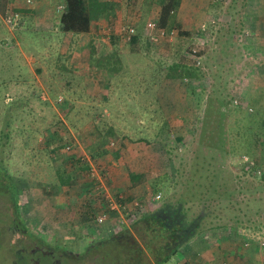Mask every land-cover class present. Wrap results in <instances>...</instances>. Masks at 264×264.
<instances>
[{
    "label": "rangeland",
    "instance_id": "obj_1",
    "mask_svg": "<svg viewBox=\"0 0 264 264\" xmlns=\"http://www.w3.org/2000/svg\"><path fill=\"white\" fill-rule=\"evenodd\" d=\"M110 1L115 3L111 23L95 22L81 34L62 32L64 0H15L7 12L5 5L0 9V168L12 176L25 225L51 244L83 253L89 242L111 234L108 227L96 229L86 209L90 192L99 197L98 185L114 199L133 195L147 203L157 194L151 182L160 173L178 171L180 184L170 200L180 199L178 210H189L186 219L202 221L197 237L167 264H264V249L255 242L245 247L241 234L264 226V179H254L241 166L244 156L264 164L255 151L256 134L264 133V62L246 40L255 37L246 27L252 8H263L264 0H183L168 35L161 37L151 24L163 0ZM11 17L16 18L12 24ZM131 27L139 37L134 45L124 32ZM90 46L98 51L88 61ZM102 57L119 67L116 74L99 69L96 59ZM177 64L190 67L197 78H169ZM247 64H256L257 71L239 76ZM15 84L24 87L15 90ZM236 99L240 106L223 110ZM94 107L102 109L96 120L107 140L85 146L80 134L90 136L94 121L88 111ZM22 119L32 123L35 134L25 128L19 136ZM78 152L94 153L89 165L100 180L86 172ZM129 170L145 175V182L130 188ZM173 192H159L158 202ZM51 194H61L66 203L55 209L56 227L44 221V213L55 207L46 197ZM0 209V264L25 263L26 257L13 262L19 243L13 234L19 228L11 222L14 213L5 198ZM114 218L110 213L113 227ZM29 243H23L25 254L38 253L45 262L28 255L30 264H49L47 254ZM52 262L70 264L59 256Z\"/></svg>",
    "mask_w": 264,
    "mask_h": 264
},
{
    "label": "trees",
    "instance_id": "obj_2",
    "mask_svg": "<svg viewBox=\"0 0 264 264\" xmlns=\"http://www.w3.org/2000/svg\"><path fill=\"white\" fill-rule=\"evenodd\" d=\"M13 1L15 0H6L5 4L0 3V9L5 5L4 7L7 12L9 4H11ZM64 1L66 5L64 6L65 8L59 20L60 27L63 33H88L95 22H102L103 20H105L106 22L111 23L112 16L115 14V3H112L110 0ZM182 3L183 0H163L159 17L154 21V23L157 25V28L166 30L169 29L168 27L173 21L174 14L181 8ZM138 39V36H133L131 44L134 45ZM89 48H87L89 49V51H87L88 61L92 60L93 56L96 55V52L98 51L94 46H90ZM198 55L201 56V54ZM105 59L106 57L96 59L99 69H103L109 74H116L119 70V67L115 66L114 64L111 65L112 62H108ZM113 62L116 61L114 60ZM167 76L169 78H185L189 82H191L194 78H197L196 74L190 70V67H187L183 64H177L175 65V67L170 68V72ZM68 89L71 88L69 87ZM230 105H232L233 107H237L233 105L232 101L231 104L230 102H228L223 110H226L227 108L229 109ZM73 107L74 106L72 105L71 108ZM64 113L67 116V111H64ZM88 113L89 115H91V119L94 121V128L91 131L89 137L86 133L80 134V141L85 146L92 145L98 141H101L103 138L104 140H107L105 132L100 129V126L98 125L96 120V117L101 115L102 109L94 107L89 109ZM165 128L166 125L163 126V129ZM52 131L54 133L57 132V130ZM108 133H110V136L113 138L115 133L114 129L111 127L110 129H108ZM139 141H145L147 144L151 143H148L149 141L146 138H140ZM70 143L73 145L72 140ZM71 144L69 146H71ZM255 146V151L258 152L259 159L264 161V133L260 135L256 134ZM72 147L73 146H71V149ZM50 153L55 156L58 152ZM93 157L94 156L91 157V160L94 159ZM78 160L84 161L85 170H87L86 172H90L89 162L85 161L87 160L86 156L83 155L82 157H79ZM256 160L260 161L258 159ZM262 165L264 166L263 163ZM245 172L246 171H244V173ZM250 173L254 179L258 178L254 176L252 172ZM178 174V171L176 172V174L175 172L172 173V175L160 173V175H158L159 177L151 182L153 191L157 193L153 198L160 195L159 192L161 193L164 190H166L167 192L170 189H174L171 197L167 198L166 201H163L162 204L158 202L161 198L159 200L153 199L152 201L147 202L148 204L143 200V202L139 203V205H143V207L145 206L146 211L148 210V207H152L151 210L146 212L141 209L142 214H139L140 207H134V214L139 215V218L136 219V221H133L130 226H122L121 223L118 224L117 222L115 226H122L119 231H115L114 233H111L110 235L105 236L99 240H92L86 245L87 248L82 253L78 252V250L74 251L67 247L62 248L61 246L63 245L61 244H51L46 239H42L41 236L33 234L31 230L27 228V226L25 225L26 222L22 219L20 213L21 200L19 197V193L17 192L16 188L12 186V176L7 171V169L0 168V200L1 198H5L8 201L10 209L14 213L13 218H11V222L19 228L18 230L16 229L18 233L13 234V236L16 237V241H19L18 245H14L13 247L17 250V252L14 254L13 262H20V258L23 259V257H26L27 259H24L25 263H20L30 264L31 262H29L28 260V255L31 258H35V255L38 254H25L24 249L28 247H26L23 243L28 239V241L30 242L29 247H32V245L35 244V246L40 249L41 253L47 254L44 256L49 259L47 260L49 264H54L52 261L54 260L55 256L64 258L66 261L70 262V264H167L177 255L184 243L190 241L191 238L194 239L197 237L200 223L202 221V218L200 217L196 220L186 219V215H188L189 210L186 208L178 210L180 206L179 204L181 202L180 199L177 200L175 204H173L172 201L176 198L177 194V191L175 189L177 188V185L180 184ZM148 178H150L149 175ZM128 179L130 182V188H135L139 185H142L145 182L144 180L146 178L143 174H139L132 170H129ZM67 183H69V179L63 181L60 180L58 186H64ZM168 183H170V185H167ZM89 195H91V192L89 193ZM135 198L136 197L133 195L130 197L125 196L123 203L126 205L134 203L136 201ZM89 199V202L86 203V209L88 211L90 219L94 220L96 219V212L105 207V203L102 197L95 198L94 194ZM0 210L2 211L3 209ZM93 222L96 225V228H104L98 226L95 223V220ZM3 224L4 221H1L0 219V230ZM108 227H110V223L108 224ZM9 238H11V236ZM9 244L10 243L8 242L7 245ZM36 256H38L37 259H39V263H45L41 261V259L43 258L42 255L41 258L39 257V255Z\"/></svg>",
    "mask_w": 264,
    "mask_h": 264
},
{
    "label": "built area",
    "instance_id": "obj_3",
    "mask_svg": "<svg viewBox=\"0 0 264 264\" xmlns=\"http://www.w3.org/2000/svg\"><path fill=\"white\" fill-rule=\"evenodd\" d=\"M15 21H16V18L11 17L8 20V23L12 24ZM151 27H152L153 31H156V33H157L156 36H158V37L168 35V31L166 29L157 28V25L154 22H152ZM204 31H205V28H204ZM124 32L126 35H128V37H132L135 35L136 29L134 27L125 28ZM171 34H173V32H171ZM151 39L153 41H157V38L155 37V35H153L151 37ZM44 99L46 100L47 98H44ZM233 105L234 106L240 105L239 100H237V99L234 100ZM70 150H71V147L68 146L66 148V151H70ZM88 160H90V159H88ZM241 166H244L245 170L248 173L252 172L254 174V176L258 177L259 179H264V166L262 164H260V162L257 161L256 159L244 156L242 158ZM89 173H90V177L99 178V180H100V174L95 169L91 168ZM102 189H103V186H100V185H98L95 189V194L98 195L99 197H102L104 199V203H105V207L98 210V212H97L95 223L98 226H101V227L108 226V224H109L108 222L110 219V213L114 214V216L117 217L116 219L118 220L117 221L118 224L121 223V225L123 226L125 223H126V225H130L133 221H136V219L139 218L138 214H134V210H135L134 207H140V213L139 214H142L141 209L143 211H146L145 210L146 207L145 206L143 207V205L140 206L138 202L135 201L134 203H130V204L126 205L123 203V201L125 199L124 195H119L118 197L116 196L114 199L110 195L104 194ZM92 195H93V193H91L90 197ZM160 198H161V196L158 195L154 198V200H159ZM122 226H120V227L118 225L114 226V227L110 226L109 228H111L110 229L111 231H109L108 233H114L115 231H119ZM241 234L245 237V243H244L245 247H249L252 245L253 242H255L256 245L260 249H264V226L258 230H251V229H246V228L242 229Z\"/></svg>",
    "mask_w": 264,
    "mask_h": 264
},
{
    "label": "crops",
    "instance_id": "obj_4",
    "mask_svg": "<svg viewBox=\"0 0 264 264\" xmlns=\"http://www.w3.org/2000/svg\"><path fill=\"white\" fill-rule=\"evenodd\" d=\"M183 6L184 5H182L181 6V8H180V10L179 11H181V9L183 8ZM253 9V12H254V15H252L251 17H252V20H251V25L249 24V26H246V27H251L252 28V30H253V32H254V38H253V42H250L251 40L250 39H247L246 38V40L250 43H248L247 42V45H249V47L251 48V50H253V52L255 53V57H257V59L259 60V62H264V56H263V54L262 53H264V18H262V16L264 15V7L263 8H259V7H254V8H252ZM251 9V10H252ZM240 36L241 35H239L238 36V41H239V39H240ZM242 37V36H241ZM242 41H243V38H242ZM242 47H245L246 48V45H243ZM253 65V64H252ZM263 65H264V63H263ZM247 67L245 68V69H241L240 70V73H239V76L240 75H244L245 74V72L247 73V72H252V71H257L255 68H256V64L255 65H253V66H249L248 64L246 65ZM254 69V70H253ZM260 69V68H259ZM246 70V71H245ZM262 70V72L264 71V68H262L261 69ZM106 72V71H105ZM261 72V73H262ZM108 73V72H107ZM242 73H244V74H242ZM260 73V74H261ZM13 86H16V88H14L15 90H18V89H23V87L24 86H21L20 84H15V85H13ZM12 86V87H13ZM31 122L30 121H23V119L20 121V124L18 125V127H19V130H18V133H19V136H20V134L22 133V131H23V129H25V128H27L29 131V133L31 134V133H33V134H35L36 133V131L34 130V129H31L30 128V125H32V123L30 124ZM31 130V131H30ZM22 141L25 143V140L24 139H22ZM28 143H29V141H28ZM40 150L41 151H43V148L41 147L40 148ZM78 153H82L83 155H85V154H87L88 155V153L87 152H78ZM53 155V154H52ZM92 155V154H91ZM90 155V156H91ZM54 156V155H53ZM86 156V155H85ZM89 155L88 156H86V159L88 158V159H90V160H85V161H88V162H90L91 161V157H90ZM128 181H129V179H128ZM130 185V184H129ZM63 187V186H62ZM132 192H133V190H132ZM46 197H47V199H48V201H50L53 205H55V207L53 208V207H51L50 209H51V211H49L50 213H47V212H45L44 213V216H45V218H44V221L49 225V226H51V227H56V225L57 224H53V222H54V220H56L57 219V217H55V215L56 214H58L57 213V211L59 210V209H57V211L55 210L56 208H57V205H58V207L62 204V206H64L65 207V205H66V203H65V200H64V198L65 197H62V195L61 194H51L50 196H47L46 195ZM55 201V202H54ZM69 203V202H68ZM66 208V207H65ZM65 208H63L62 207V209H65ZM61 209V210H62ZM53 210L54 211H56V212H53ZM116 215V214H115ZM115 217V216H114ZM63 218L64 219H66V217H64L63 216ZM115 218H117V217H115ZM111 219V221L112 222H114V221H116V219ZM108 226H106V227H104V228H107ZM97 229V228H96ZM111 228H109L108 227V231H107V233L109 232V231H111L110 230ZM98 232V231H97ZM97 232H96V230H95V232H94V237H92V239L93 238H95L96 236H97ZM99 235V234H98ZM196 243V242H195ZM194 244V243H193ZM192 244V245H193ZM192 248L193 249H195L196 250V248L194 247V246H192ZM181 253V252H180ZM183 254H184V252H183ZM178 255H181V254H178ZM177 259V258H176ZM175 259V260H176ZM177 264H181L180 262H178Z\"/></svg>",
    "mask_w": 264,
    "mask_h": 264
}]
</instances>
